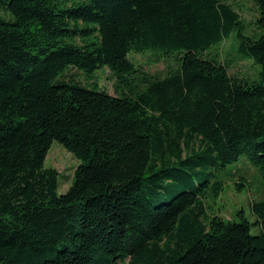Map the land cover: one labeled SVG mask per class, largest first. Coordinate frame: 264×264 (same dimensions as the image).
I'll list each match as a JSON object with an SVG mask.
<instances>
[{
	"label": "trees",
	"instance_id": "obj_1",
	"mask_svg": "<svg viewBox=\"0 0 264 264\" xmlns=\"http://www.w3.org/2000/svg\"><path fill=\"white\" fill-rule=\"evenodd\" d=\"M251 1L254 35L226 0H0V264H264V198L254 222L207 212L242 155L264 183ZM233 32L260 80L220 59ZM148 50L178 66L141 70ZM103 66L116 94L67 77ZM55 140L80 161L62 194Z\"/></svg>",
	"mask_w": 264,
	"mask_h": 264
},
{
	"label": "rangeland",
	"instance_id": "obj_2",
	"mask_svg": "<svg viewBox=\"0 0 264 264\" xmlns=\"http://www.w3.org/2000/svg\"><path fill=\"white\" fill-rule=\"evenodd\" d=\"M237 9L245 23L247 24L246 34L254 35L262 33L255 24L259 16L258 5L251 0H226ZM5 10L0 9L4 14ZM233 32L219 47L220 59L231 60L230 72L239 76L250 77L252 80H260V66L251 58H241L237 55L238 40ZM214 49V48H213ZM155 50L144 52H132L130 58L141 70L153 75L165 76L172 68L178 66L173 55L164 56ZM161 56V57H160ZM159 57V58H158ZM232 57V58H231ZM76 77L82 84L89 87L107 89L110 93L116 94V77L110 72L108 67L97 68L92 73H86L76 68L69 69L67 77ZM80 161L76 156L55 140L49 149L45 160L46 167H52L59 172L58 193H65L73 183L75 171ZM225 184L218 201L209 200L210 209L208 214H218L226 219L236 218L241 220L244 214L251 222L255 217L251 213V203L264 198V183L259 169L253 165L249 159L242 155L238 161L228 165L224 172ZM243 212V213H241ZM252 233H257V226H252Z\"/></svg>",
	"mask_w": 264,
	"mask_h": 264
},
{
	"label": "bare ground",
	"instance_id": "obj_3",
	"mask_svg": "<svg viewBox=\"0 0 264 264\" xmlns=\"http://www.w3.org/2000/svg\"><path fill=\"white\" fill-rule=\"evenodd\" d=\"M125 79H126V77H125ZM144 88H146V87H144ZM124 96V95H123Z\"/></svg>",
	"mask_w": 264,
	"mask_h": 264
}]
</instances>
